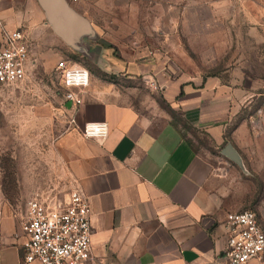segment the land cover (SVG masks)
Returning <instances> with one entry per match:
<instances>
[{"label":"crops","instance_id":"obj_1","mask_svg":"<svg viewBox=\"0 0 264 264\" xmlns=\"http://www.w3.org/2000/svg\"><path fill=\"white\" fill-rule=\"evenodd\" d=\"M250 2L252 23L264 27V0ZM0 19L5 30H24L35 46L65 45L38 0H0ZM74 55L63 60L79 65ZM151 61L150 53L136 48L103 71L128 82L154 80L158 94L93 73L91 80L88 72L82 104L65 102L74 124L60 138L61 155L69 189L91 207L90 264H224L227 214L252 210L264 231V91L250 78L177 79ZM0 89L3 98L16 99L7 94L27 88ZM242 108L249 111L243 117ZM257 110L263 118L258 134L249 124ZM96 122L107 124V137L84 139L85 124ZM200 135L203 147L194 144ZM221 162L224 177L214 174ZM36 189L25 186L12 199L0 194V264H25L27 203L50 197Z\"/></svg>","mask_w":264,"mask_h":264},{"label":"rangeland","instance_id":"obj_2","mask_svg":"<svg viewBox=\"0 0 264 264\" xmlns=\"http://www.w3.org/2000/svg\"><path fill=\"white\" fill-rule=\"evenodd\" d=\"M63 1L86 22V31L58 47L29 42L26 77L8 85L26 91L7 94L16 99L0 94V194L5 198L18 196L30 185L50 196L51 203L64 202L71 192L59 141L73 125L65 108L67 89L55 64L74 55V47L81 51L74 55L77 66L86 69L91 80V73L106 79L110 74L103 70L109 62L137 48L150 53L153 65L171 77L250 78L258 92L264 91V27L252 23L253 0ZM138 40L139 45L131 43ZM116 82L140 86L142 93L160 92L154 80L141 77L128 82L117 75ZM248 112L242 108L240 116ZM197 137L194 144L201 147L204 138Z\"/></svg>","mask_w":264,"mask_h":264},{"label":"built area","instance_id":"obj_3","mask_svg":"<svg viewBox=\"0 0 264 264\" xmlns=\"http://www.w3.org/2000/svg\"><path fill=\"white\" fill-rule=\"evenodd\" d=\"M28 63L29 42L25 31L20 28L5 30L0 19V87L22 82ZM55 70L67 89L65 102L71 108H77L90 85L88 71L63 59L56 62ZM70 123L74 124L73 118ZM249 124L252 132L258 134L262 131L261 110L250 117ZM81 134L87 140L103 141L108 135V126L102 122L87 123ZM226 170L227 165L221 162L214 168V174L224 177ZM91 213L88 199L79 191L71 192L64 202L30 200L21 224L26 238L24 263L90 264L93 261ZM223 227L226 246L221 260L224 264H248L252 260L264 262V231L254 211L227 214Z\"/></svg>","mask_w":264,"mask_h":264},{"label":"water","instance_id":"obj_4","mask_svg":"<svg viewBox=\"0 0 264 264\" xmlns=\"http://www.w3.org/2000/svg\"><path fill=\"white\" fill-rule=\"evenodd\" d=\"M49 16L54 32L64 41L70 42L69 37L86 31L87 24L79 16L69 10L63 0H38ZM230 147L226 149L229 150ZM226 156L227 153H225Z\"/></svg>","mask_w":264,"mask_h":264},{"label":"trees","instance_id":"obj_5","mask_svg":"<svg viewBox=\"0 0 264 264\" xmlns=\"http://www.w3.org/2000/svg\"><path fill=\"white\" fill-rule=\"evenodd\" d=\"M106 79H104L105 81L111 82V83H117L116 82V76L115 75H109V76H105Z\"/></svg>","mask_w":264,"mask_h":264}]
</instances>
